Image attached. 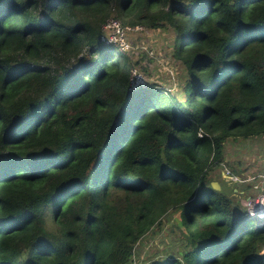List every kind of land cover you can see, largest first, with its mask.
<instances>
[{
	"label": "trees",
	"instance_id": "1",
	"mask_svg": "<svg viewBox=\"0 0 264 264\" xmlns=\"http://www.w3.org/2000/svg\"><path fill=\"white\" fill-rule=\"evenodd\" d=\"M112 18L176 34L180 93L131 89ZM260 139L264 0H0V264H132L173 214L143 264H264V217L209 177Z\"/></svg>",
	"mask_w": 264,
	"mask_h": 264
},
{
	"label": "rangeland",
	"instance_id": "2",
	"mask_svg": "<svg viewBox=\"0 0 264 264\" xmlns=\"http://www.w3.org/2000/svg\"><path fill=\"white\" fill-rule=\"evenodd\" d=\"M111 20H117L125 27L139 26L142 28L139 32H129L126 35V41L130 46V50L127 52L129 54H126L134 65L132 73L139 76V79L145 84L153 83L168 93H180L187 74L183 64L173 58L176 34L172 30L150 29L144 24L128 25L116 18ZM105 36H108V33H105ZM224 147L223 163L230 164L238 171L241 170L243 173L239 175L241 179L250 178L251 180L248 179L249 182L242 184L246 180L238 178L239 181L236 185L226 184L222 174H227V172L216 168L209 176L210 184L215 182L220 185L221 190L228 197L239 202L249 212L255 197L264 190V178L261 177L264 171V139L253 142L247 140L245 143L229 140ZM248 185H251V189ZM176 217L177 215L173 214L163 222L160 229L158 226H154V229L135 247L134 264H143L152 255L157 258L162 252L174 253L178 246V242L174 238L178 235L177 230H174L175 220L173 218Z\"/></svg>",
	"mask_w": 264,
	"mask_h": 264
},
{
	"label": "built area",
	"instance_id": "3",
	"mask_svg": "<svg viewBox=\"0 0 264 264\" xmlns=\"http://www.w3.org/2000/svg\"><path fill=\"white\" fill-rule=\"evenodd\" d=\"M141 29L142 28L139 26L125 27V26H122L119 21L109 19L103 25L104 34H103L102 40H104L107 44L114 45L118 49L119 52L125 54L130 50V46L126 41L127 33L139 32L141 31ZM105 33H108V36H105ZM139 78H140L139 76L134 75V72L132 73L130 77L131 89H135L141 85H145L144 81H142ZM227 174H230V173L228 172ZM229 177L232 181H236V182L239 181L238 178L236 177H233L231 175ZM249 214L252 216L260 217V218L264 217V190L263 192L258 194L257 197H255L253 206L249 210Z\"/></svg>",
	"mask_w": 264,
	"mask_h": 264
},
{
	"label": "water",
	"instance_id": "4",
	"mask_svg": "<svg viewBox=\"0 0 264 264\" xmlns=\"http://www.w3.org/2000/svg\"><path fill=\"white\" fill-rule=\"evenodd\" d=\"M222 178H223V181H224V182H228L229 184L231 183V184H233V185H236V184H237L236 181H232V180L230 179V177H229L228 175H226L225 173L222 174ZM211 187H212V189H214L215 191H221V186L218 185V184L215 183V182H212V183H211Z\"/></svg>",
	"mask_w": 264,
	"mask_h": 264
}]
</instances>
